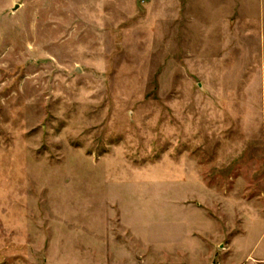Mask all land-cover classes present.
Returning <instances> with one entry per match:
<instances>
[{
	"label": "rangeland",
	"instance_id": "1",
	"mask_svg": "<svg viewBox=\"0 0 264 264\" xmlns=\"http://www.w3.org/2000/svg\"><path fill=\"white\" fill-rule=\"evenodd\" d=\"M264 264V0H0V264Z\"/></svg>",
	"mask_w": 264,
	"mask_h": 264
},
{
	"label": "crops",
	"instance_id": "2",
	"mask_svg": "<svg viewBox=\"0 0 264 264\" xmlns=\"http://www.w3.org/2000/svg\"><path fill=\"white\" fill-rule=\"evenodd\" d=\"M227 264H229V263H227Z\"/></svg>",
	"mask_w": 264,
	"mask_h": 264
}]
</instances>
